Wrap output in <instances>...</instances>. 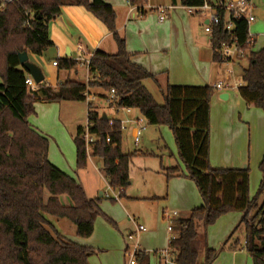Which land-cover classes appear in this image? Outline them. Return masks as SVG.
<instances>
[{"label":"trees","instance_id":"obj_1","mask_svg":"<svg viewBox=\"0 0 264 264\" xmlns=\"http://www.w3.org/2000/svg\"><path fill=\"white\" fill-rule=\"evenodd\" d=\"M130 3L144 14L142 9L147 0ZM172 3L198 7L203 0H172ZM67 6L82 7L99 20L112 34L118 51L94 53L90 73L95 80L88 87L85 83L66 81L52 89L43 82L31 96L26 87L28 74L18 56L23 52L42 56L54 46L49 38V24ZM27 20L30 28L25 25ZM116 20L114 8L103 0H19L0 11V264H89V258L95 254V250L63 237L48 217L70 221L77 237L89 238L96 219L104 217L99 207L101 199H89L81 184L49 162L48 140L29 123L35 114V103L86 102L87 88L90 94L98 91L106 100L114 90L115 101L110 108L133 109L148 125L167 126L173 133L186 177L196 184L203 205L173 223L171 262L201 264L204 254L202 264H213L220 251L208 248L205 231L222 216L238 212L242 213L239 225L245 232V250L253 264H264V157L259 165L262 181L253 198L249 196L248 168L211 167L213 88L167 85L160 88L164 103H157L145 86L147 80L156 82V76L131 61L125 41L117 32ZM232 40L249 51L239 94L249 107L264 112V49L255 52L253 45H247L248 26L244 21H234L231 32L221 22L214 26L211 38L215 60L221 62L219 49L222 43ZM57 67L59 71H73L79 63L65 58L58 60ZM88 118L91 133L98 137L92 156L102 161L109 186L123 191L129 185L130 164L138 152H122L123 132L118 120L110 124L91 104ZM83 131L84 127H79L74 136L78 169L85 168L88 162ZM166 175L172 178L182 173L171 168ZM63 196L69 198L70 205L63 204ZM233 234L225 241V247ZM136 262L145 264L146 255L138 252Z\"/></svg>","mask_w":264,"mask_h":264},{"label":"crops","instance_id":"obj_2","mask_svg":"<svg viewBox=\"0 0 264 264\" xmlns=\"http://www.w3.org/2000/svg\"><path fill=\"white\" fill-rule=\"evenodd\" d=\"M103 1L112 6L116 12L117 32L125 41L131 61L156 76V82L153 80L145 82V86L154 99L155 94L162 96L160 88H165L167 85L213 88L214 84L221 80L223 67L221 62L215 60L211 37L205 33L204 29L208 20L204 14L189 13L186 7L179 3L174 5L172 0L170 3L167 0H147V4L142 9L144 14H141L136 6L137 12L131 14L130 0ZM252 3L256 20L250 27V33L253 39L252 49L258 52L264 49V0H252ZM170 7L172 9L167 11L166 19L161 22L158 9ZM49 38L54 44L52 48L42 56L29 52L28 56L29 61L43 72L45 86L52 89H56L66 81L86 83L87 73L83 67L79 66L73 71H59L58 67L54 66V62L65 58L76 61L79 46H82L86 58H90L98 50L108 54H116L118 51L112 34L82 7H64L61 14L49 24ZM68 52L70 55H67ZM28 77L31 76L28 74ZM213 91L210 107L209 161L211 167L215 169L248 168L249 196L253 198L255 195L253 191L250 192V189L253 188L255 191L262 181L259 165L264 157V112L249 107L241 98L239 91L218 92L214 89ZM91 95L93 99L102 98L99 92H93ZM223 95H226L227 99H221ZM62 103L65 102L35 103V114L29 118V123L48 140L49 162L68 175L65 155L57 154L54 144H50V138L57 143L58 137L60 139L63 137L61 132L63 123L60 121ZM94 109L102 117L107 116V119H111L103 109L97 107ZM137 113L134 111L128 114L123 110H115L116 116L113 120L131 119L138 116ZM79 127L84 126L78 125L77 129ZM127 130L131 132L130 135L134 133L132 125H128ZM168 133L167 138L170 141L173 138L175 142L172 131L169 130ZM75 134L76 132L71 135L73 142ZM141 146L142 140L135 148L140 149ZM175 149L172 146L170 158L162 155L155 164H141L140 174L144 182V190L138 194L129 192L126 194L125 190L115 191L119 200L108 199L115 202V205L103 201L106 199L103 194L107 192L108 185L106 179L104 189L96 184L93 193L89 195L80 179L68 175L82 185L89 199H101L99 207L104 217L100 216L96 219L91 237L79 238L74 230L67 229L64 222L51 217H48L49 221L69 241L95 250V254L89 258V264H128L125 254L129 245L125 243L124 233L130 241L128 237L135 231V223L144 225L147 229L139 235L138 239L132 241L133 246L138 244L140 253L146 255L145 264H175L166 263L161 256L163 252L169 251L171 259V235L168 226L164 223L165 215L178 212L180 218L188 217L193 209L203 205L197 186L186 177L185 165L179 157L178 150ZM122 152L133 153L125 152L123 143ZM134 152H138L134 158L152 155L143 150ZM89 162L99 170V173L102 172L100 159L92 157ZM133 165L131 162V169ZM171 168H178L182 175L167 178L166 170ZM131 169H129L131 180L129 185L135 182V178L130 175ZM123 196L124 199H122ZM241 218L242 213L231 212L206 229L208 248L220 251L213 264H253L244 247L245 232L243 226L239 225ZM125 222L130 223L124 229ZM200 231L204 233V230ZM231 234L233 235L225 247L224 243ZM203 256L204 254L201 255V264ZM136 264L141 263L136 262Z\"/></svg>","mask_w":264,"mask_h":264},{"label":"built area","instance_id":"obj_3","mask_svg":"<svg viewBox=\"0 0 264 264\" xmlns=\"http://www.w3.org/2000/svg\"><path fill=\"white\" fill-rule=\"evenodd\" d=\"M19 0H0V11L4 10L6 5L18 3ZM131 10L130 13H136L135 6H132L129 3ZM189 13L192 14H204L208 20V24L205 26V33L208 34L211 38L213 37L214 26L221 24L224 22V28L226 31L231 32L234 28V21L242 20L248 26V41L247 45L251 46L253 44L252 34L250 33V27L255 22L256 18L254 16V5L252 0H203L201 6L198 7H186ZM170 8H159L158 11L160 13L159 20L163 22L166 19L167 11L171 10ZM224 13L223 17L221 13ZM139 13V12H138ZM140 15V14H138ZM223 20V21H222ZM25 25L27 27L30 26L29 20L26 21ZM78 57L76 58V62L79 63V66L83 67L86 70L87 77H86V85L87 87L89 84L94 82L95 77L90 73V63L91 58L85 57V52L82 46L78 47ZM219 55L221 58V65L223 67V78L214 84L213 89L218 92H230V91H239V89L243 86V83L239 80L235 79L234 76V64L240 63L242 61H247L249 57V51L243 49L237 40H232L231 42L222 43L221 48L219 49ZM57 62H54V66H57ZM38 85L35 81L28 77L26 79V87L27 92L29 95L33 96L35 92L38 91ZM85 98L88 102V108L90 106V102L92 101L93 97L89 93V89L85 92ZM115 101V92L114 90L111 91L107 102L108 105L111 106ZM116 111H125L128 114H132L135 110L130 108H123V109H116L112 108ZM110 124L113 123V119H109ZM121 125L122 132L127 131L128 125H132L134 127V133L132 134V139L135 146H138L141 142L142 134L146 130L147 121L146 119L141 116H136L131 119L121 120L119 121ZM90 121L87 115V123L84 126V131L82 134V138L85 143V149L87 153L88 160H91L93 157V151L98 141V137L91 133L90 131ZM106 199H113L118 201V195L115 193L109 184L107 185V192L103 194ZM165 218L168 221V231L170 233V240L175 237L173 231V223L180 218L178 212H170L165 215ZM147 229L143 225H139L135 223V231L129 235V240H136L138 239L141 233L146 232ZM128 252V251H127ZM140 252L138 244H135L132 247V251L128 254L129 263L128 264H136V254ZM163 259L166 263L171 262L169 251H165L161 254Z\"/></svg>","mask_w":264,"mask_h":264},{"label":"rangeland","instance_id":"obj_4","mask_svg":"<svg viewBox=\"0 0 264 264\" xmlns=\"http://www.w3.org/2000/svg\"><path fill=\"white\" fill-rule=\"evenodd\" d=\"M168 3H170V0H167ZM246 66V62L242 61L240 63H235L234 64V76L236 80H239L242 82V69ZM223 78V75L221 77V79ZM243 83V82H242ZM97 91V90H94ZM98 92V91H97ZM155 99L157 101V103L159 104H163L164 101L162 99V96L160 94H155ZM90 104L92 105L93 108H101L103 109L105 112H107V114L109 115V118L113 119L115 118L114 116H116L115 110L110 108V106L108 105V102L106 99L104 98H94ZM62 108V115H61V122L62 124V128L63 131L62 135L63 137H58L57 139V143L52 140L50 138V144H54L55 146V150L56 153L59 154L60 156L65 155V162L67 165L66 168V173L74 178H78L80 179V182L85 185L86 189H87V193L89 195H91L93 193V190L96 186V184H98L102 189L105 188V177H104V173L103 171L99 173V170L95 168V166L93 167L91 165V163L89 162L90 160H88L87 162V166L83 169H78L76 166V148L73 142V138H72V134L77 132V126L78 125H83L85 126L87 123V112H88V102H65L62 103L61 105ZM138 116H141L140 113H137ZM34 116V115H32ZM169 128L167 126H150L146 125V130L143 132L142 134V146L138 148H135V145L133 144V141L131 139L132 135H130V131H124L123 135H122V143H123V147H124V151L128 152V151H132L134 152L135 150H143V151H148L150 152L152 155L151 156H147V157H139V158H134L133 159V167L130 170V175L132 177L135 178V182L132 183L131 185H128L125 189L126 194H128V192L131 193H141L144 188V182L143 179L141 177V172H142V167L141 164H155L157 161H159V158L164 155L166 157H171V153H172V146H174V148L177 149L176 144L172 138V141H170L169 138H167V135L169 134ZM55 131V130H53ZM162 134H160V133ZM54 133V132H53ZM52 137V136H51ZM56 139V138H55ZM60 149H59V148ZM175 149V150H176ZM143 174V173H142ZM131 182V180H130ZM259 188H257L255 191L252 189H250V192H254V195H256L257 191ZM125 197L123 196L122 199H124ZM61 200L63 202L64 205H70L71 202L69 200L68 197L63 196L61 197ZM103 201H106L105 203H113V205H115V202H111L108 199H104ZM61 222H64V224L66 225L67 229H72L75 231V227L74 225L66 220V219H62L60 220ZM130 223V222H129ZM129 223L125 222L124 225V229L127 225H129ZM164 223L166 226H168V221L165 218L164 219ZM144 226V225H143ZM122 227V225L120 226ZM69 231V230H67ZM125 231V230H124ZM125 234V243L127 242V244L129 245V249L128 252L125 254L126 257V262L129 263V257L128 254L132 251V247H133V242L132 240L128 241L127 239V235ZM126 245V244H125Z\"/></svg>","mask_w":264,"mask_h":264},{"label":"water","instance_id":"obj_5","mask_svg":"<svg viewBox=\"0 0 264 264\" xmlns=\"http://www.w3.org/2000/svg\"><path fill=\"white\" fill-rule=\"evenodd\" d=\"M67 55H70L69 52ZM20 65L24 68L25 72L31 76L36 84H41L44 82L45 78L41 69L29 61L28 52H23L19 54ZM226 95L221 96V99H227ZM104 120H107V116L103 117Z\"/></svg>","mask_w":264,"mask_h":264}]
</instances>
